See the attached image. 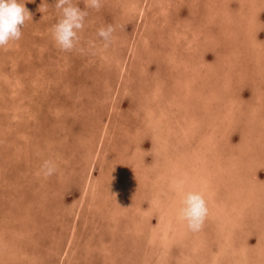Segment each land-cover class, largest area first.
<instances>
[{"label": "rangeland", "instance_id": "1", "mask_svg": "<svg viewBox=\"0 0 264 264\" xmlns=\"http://www.w3.org/2000/svg\"><path fill=\"white\" fill-rule=\"evenodd\" d=\"M238 1L103 0L88 9L82 50L62 51L55 0H24L21 37L0 47V264H247L264 251V149L247 154L264 142V1ZM111 23L105 47L96 32ZM163 139L178 148L160 150ZM201 140L213 157L207 181L184 191L201 192L208 214L197 232L168 215L178 228L156 235L160 206L180 207L182 174L204 162L188 153ZM46 158L56 171L43 177ZM234 201L236 215L226 213Z\"/></svg>", "mask_w": 264, "mask_h": 264}, {"label": "clouds", "instance_id": "2", "mask_svg": "<svg viewBox=\"0 0 264 264\" xmlns=\"http://www.w3.org/2000/svg\"><path fill=\"white\" fill-rule=\"evenodd\" d=\"M84 8L78 6L76 0H55V8L59 10V19L51 26L52 40L60 50H82L78 47L80 31L85 26L88 9L99 10L103 0H83ZM30 18V13L24 6V0H0V47L21 37V25ZM114 26L106 24L97 29V36L107 45L113 39ZM92 43V42H90ZM56 171L54 159L41 161L39 175L51 176ZM208 205L205 197L199 191H187L183 194L181 206L178 209L179 218L191 232L200 230L207 214Z\"/></svg>", "mask_w": 264, "mask_h": 264}, {"label": "bare ground", "instance_id": "3", "mask_svg": "<svg viewBox=\"0 0 264 264\" xmlns=\"http://www.w3.org/2000/svg\"><path fill=\"white\" fill-rule=\"evenodd\" d=\"M238 1V0H237ZM242 1V0H241ZM250 1V4H254V5H256V7H257V5H258V3L257 2H261V1H264V0H249ZM239 2V1H238ZM239 4V3H238ZM248 5V4H247ZM259 5H260V3H259ZM262 6V5H261ZM210 7V6H209ZM214 7H215V5H214ZM239 7V6H238ZM237 7V8H238ZM260 7V6H259ZM228 9H229V7H228ZM244 10V9H243ZM248 11H250V10H248ZM247 11V12H248ZM256 12V11H255ZM141 13H143V12H141ZM167 13V12H166ZM245 14V13H244ZM257 14V13H256ZM255 14V15H256ZM144 16V15H143ZM245 16V15H244ZM171 17V16H170ZM256 17V16H255ZM248 18H250V17H248ZM253 18V17H252ZM242 19V18H241ZM249 21H251V20H249ZM259 21V20H258ZM159 22V21H158ZM157 22V23H158ZM261 22V21H260ZM112 24V23H111ZM154 25V24H153ZM191 27V26H190ZM241 27V26H240ZM156 28V27H155ZM152 29V28H151ZM150 29V30H151ZM158 28H156V30H157ZM241 29V28H240ZM239 29V30H240ZM244 29V28H243ZM173 30H174V32H178V29H176V28H173ZM172 30V31H173ZM235 30V29H234ZM248 30H252V28L251 29H248ZM254 30L256 31V27H254ZM149 31V30H148ZM151 32H154V30L153 31H151ZM151 32H149V33H151ZM235 32H237V31H235ZM241 32V31H240ZM144 33H146V32H144ZM155 33V32H154ZM186 33V32H185ZM227 33V32H226ZM231 33V32H230ZM229 33V34H230ZM242 33V32H241ZM250 33V32H249ZM132 34V33H131ZM148 34V33H147ZM158 34V33H157ZM228 34V33H227ZM119 35V34H118ZM166 35V34H165ZM231 35V34H230ZM117 36V35H116ZM132 36V35H131ZM229 36V35H228ZM228 36L226 37V38H228ZM142 37V36H141ZM231 37H234V36H231ZM241 37H242V35H241ZM147 38V37H146ZM145 38V39H146ZM163 38V37H162ZM195 39H196V37H194ZM225 38V39H226ZM243 38V37H242ZM254 37H252V39H253ZM118 39V38H117ZM120 39V38H119ZM159 39V38H158ZM164 39V38H163ZM183 39V38H182ZM188 39H189V35H188ZM244 39V38H243ZM227 40V39H226ZM246 40V39H245ZM122 41V40H121ZM132 41V40H131ZM145 41H147L148 42V40L146 39ZM165 41V40H164ZM231 41V40H230ZM240 42V41H239ZM176 43V42H175ZM181 43V42H180ZM183 43H184V41H183ZM182 43V44H183ZM244 43V42H243ZM125 44V43H124ZM128 44V43H127ZM126 44V45H127ZM229 45V44H228ZM243 45V44H242ZM246 45V44H245ZM121 46V45H120ZM122 46H123V44H122ZM128 46V45H127ZM126 46V48H128ZM231 45H229V47H230ZM255 46V45H254ZM144 47H146V46H144ZM188 47V46H187ZM97 48V47H96ZM146 49H147V47H146ZM184 49V48H183ZM182 49V50H183ZM234 49V48H233ZM259 49H261V48H259ZM181 50V49H180ZM130 51V50H129ZM175 51H177V50H175ZM131 53V52H130ZM176 53V52H175ZM123 54H125L124 52H123ZM232 54V53H231ZM166 55V54H165ZM169 55H170V51H169ZM173 55H174V53H173ZM188 55V54H187ZM128 56V55H127ZM189 56V55H188ZM173 57V56H172ZM172 57H170V58H172ZM127 58H129V57H127ZM180 58V57H179ZM188 58V57H187ZM232 59V58H231ZM172 60V59H171ZM189 60H190V57H189ZM233 60V59H232ZM125 63V62H124ZM184 63V62H183ZM192 62H190V64H191ZM173 64V63H172ZM188 64V63H187ZM235 63H233L232 65H234ZM251 64V63H250ZM252 64H254V63H252ZM180 65V64H179ZM185 65V64H184ZM255 65V64H254ZM122 66V65H121ZM178 66V65H177ZM183 66V65H182ZM181 66V67H182ZM191 66V65H190ZM189 66V67H190ZM188 67V68H189ZM193 67V66H192ZM191 67V68H192ZM195 67V66H194ZM123 68V67H122ZM196 68V67H195ZM211 69V68H210ZM188 70V69H187ZM186 70V71H187ZM196 70V69H195ZM209 70V69H208ZM182 71V70H181ZM185 71V70H184ZM184 71H182V72H184ZM194 71V70H193ZM198 71V70H197ZM187 72H189V70L187 71ZM186 72V73H187ZM199 73V72H198ZM197 76V75H196ZM254 78V77H253ZM25 79V78H24ZM39 79V78H38ZM196 79V78H195ZM207 79V78H206ZM263 79V78H262ZM16 80V79H15ZM41 80V79H40ZM44 82V81H43ZM189 82V81H188ZM187 82V83H188ZM207 83H208V81H206ZM16 84V83H15ZM180 84V83H179ZM181 85V84H180ZM186 85V84H185ZM209 85V84H208ZM160 87V86H159ZM212 87V86H211ZM182 88V87H181ZM155 89V88H154ZM157 89V88H156ZM183 89H184V87H183ZM206 89V88H205ZM209 89V88H208ZM207 89V90H208ZM158 90V89H157ZM181 90V89H180ZM210 90V89H209ZM47 91H48V88H47ZM177 91V90H176ZM178 91H179V89H178ZM200 91H201V89H200ZM12 92V91H11ZM155 92V91H154ZM180 92V91H179ZM5 93V92H4ZM180 94V93H179ZM258 94V93H257ZM167 96H169V95H167ZM165 97V96H164ZM184 97H186V95H184ZM177 98V97H176ZM173 101V100H172ZM255 101H257V99L255 100ZM258 101H259V99H258ZM260 101H261V98H260ZM173 103V102H172ZM175 103H176V101H175ZM179 103V102H178ZM178 103H177V105H178ZM189 103V102H188ZM193 103H195V102H193ZM174 104V103H173ZM44 106V105H43ZM57 106V105H56ZM168 106V105H167ZM181 106V105H180ZM179 106V107H180ZM58 107V106H57ZM50 108V107H49ZM187 108H189V107H187ZM215 108V107H214ZM174 109V108H173ZM186 109V108H185ZM238 109V108H237ZM168 110V109H167ZM183 110V109H182ZM188 110V109H187ZM184 111V110H183ZM168 112V111H167ZM188 113V112H187ZM253 113V112H252ZM176 114V113H175ZM254 114V113H253ZM255 116L256 115H258L257 113L256 114H254ZM177 116V115H176ZM248 116V115H247ZM253 117V116H252ZM176 118V117H175ZM182 119V118H181ZM186 119H188V124H187V126H186V128L188 129V130H191V129H193L192 128V119H191V116L189 115L188 117H186ZM203 119V118H202ZM205 119V118H204ZM228 119L230 120L231 119V123L232 124H227V126H222V128L223 129H225V130H227V133H229L228 132V127L230 126V127H233L234 125H233V123L235 124V123H237V120H236V117L234 116V113L232 112V111H229V114L227 115V117H226V120H225V122L226 121H228ZM14 120V119H13ZM241 120H243V119H241ZM259 120V119H258ZM155 121L157 122V120L155 119ZM164 121V120H163ZM162 121V122H163ZM35 122V121H34ZM182 122H184V121H182ZM209 122V121H208ZM249 122V121H248ZM251 122V121H250ZM259 122V121H258ZM220 123V122H219ZM244 124H247V122H243ZM255 124V123H254ZM256 125H258V124H256ZM219 127H217V129L218 128H221V126L220 125H218ZM251 125H248V127H250ZM155 128H156V126H154ZM253 127V126H252ZM172 128V127H171ZM214 128V127H213ZM216 128V127H215ZM164 129H165V127H164ZM173 130V129H172ZM231 130V129H230ZM257 130V129H256ZM255 130V131H256ZM167 131H168V129H167ZM222 131V130H221ZM157 132V131H156ZM215 132V131H214ZM215 133H217L219 136H221V138L223 139L222 140V143L223 142H225V143H229L230 141H229V137L228 136H225V135H223L222 134V132H220L219 133V131H217L216 130V132ZM226 133V132H225ZM243 133L245 134V131H243ZM155 134V136H156V134H157V137H158V133H154ZM186 134V133H185ZM255 134V133H254ZM160 135V134H159ZM162 135V134H161ZM205 135V138H209V136H208V134L206 135V134H204ZM217 135V136H218ZM251 135V134H250ZM256 135H258V134H256ZM152 136V135H151ZM154 136V135H153ZM155 136L153 137V138H155ZM228 137V138H227ZM161 138H162V136H161ZM225 138H227V139H225ZM257 138V137H256ZM172 139V138H171ZM164 140V141H163ZM163 140H161V142H160V145H158L159 147V149L161 150V148H162V146L165 148V150L164 151H166V148L167 147H169V146H173L174 147V142L172 141V143H170V142H167V141H165L166 139H163ZM170 140V139H169ZM155 141V140H154ZM181 141V140H180ZM210 142V141H209ZM182 143V142H181ZM203 143H204V140H201V143H200V146H199V148H196V149H198V151H195V149L194 150H188V153L189 154H191V156H192V159H193V157H195L194 156V153H197L198 155H199V157L201 158V159H203L204 160V164L203 163H200V164H197L196 165V163H192V161H191V164L188 166V168H186V171H185V174H182V177L184 176L185 177V181L184 182H182L183 184L184 183H187V184H184L183 185V187L184 188H182V187H180V188H178V191L180 190V196H179V198H181V197H183V194L185 193V187H188V188H191L192 186L191 185H193V180H195V181H198V180H202L203 178L205 179L206 178V168L208 169V163H209V161H211V159H213V157L212 156H209L208 155V153H207V149L206 148H204V145H203ZM215 143H216V141H215ZM249 143H248V141H247V135L244 137V140L242 141V143H241V146H240V149L241 150H248V149H250L251 148V146L250 145H248ZM156 145V146H157ZM184 145V144H183ZM210 145H212V144H210ZM219 145H222V147L225 149V150H228L229 151V149L231 150V149H233L232 148V144L231 145H229V146H224L223 144H219ZM228 145V144H227ZM237 145H238V143H237ZM244 145H246V146H244ZM256 145V144H255ZM217 146H218V143H217ZM187 147V146H186ZM219 147V146H218ZM258 148H255L252 152H249V153H247V154H249L251 157L249 158V161H251V160H253V159H257V155L258 154H262V149H264V142H260L259 143V145L257 146ZM157 147H156V149H158ZM175 148V147H174ZM178 148V147H177ZM177 148H175V149H177ZM214 148H215V146H214ZM221 149V148H220ZM223 149V150H224ZM237 150V149H236ZM210 151V150H209ZM233 151V150H232ZM238 151V150H237ZM251 151V150H250ZM167 152V151H166ZM171 152V151H170ZM174 152V151H173ZM179 152V154H181V152L180 151H178ZM211 152V151H210ZM204 153H205V155H204ZM153 154V153H152ZM171 154V153H170ZM178 154V155H179ZM228 154V153H227ZM246 154V155H247ZM20 155V154H19ZM160 155V154H159ZM168 155V154H167ZM229 155V154H228ZM231 155H233V154H231ZM230 155V156H231ZM169 156V155H168ZM229 156V157H230ZM264 155L262 154L261 155V158L263 157ZM184 157V156H183ZM228 157V156H227ZM236 157V156H235ZM165 158V154L162 156V157H160L159 159H158V157H155V160H162V159H164ZM238 158V157H237ZM247 158H248V156H247ZM188 159H190V158H188ZM215 159V158H214ZM226 159V158H225ZM236 159V158H235ZM222 160V159H221ZM223 160H224V158H223ZM241 160V159H240ZM263 160V159H262ZM18 161V160H17ZM164 161V160H163ZM197 161H199V160H197ZM239 161V160H238ZM237 161V162H238ZM249 161H247V162H249ZM171 162H173V161H171ZM214 162V161H213ZM246 162V161H245ZM256 162V160H254L253 161V163H255ZM264 162V161H263ZM21 163V162H20ZM222 163V162H221ZM250 163V162H249ZM218 164V163H217ZM179 165V164H178ZM237 165V164H236ZM252 165V164H251ZM253 166H255L254 164H253ZM197 167V168H196ZM214 167V166H213ZM251 167V166H250ZM256 167V166H255ZM14 168V167H13ZM237 169H238V167H237ZM205 170V171H204ZM164 171V170H163ZM172 171V170H171ZM168 172V171H167ZM171 173V172H170ZM193 173V174H192ZM254 173H255V171H254ZM167 174V173H166ZM174 174V173H173ZM172 174V175H173ZM190 174H192V175H190ZM212 174V173H211ZM250 174H251V172H250ZM168 175V174H167ZM178 175V174H177ZM218 175V174H217ZM249 175V174H248ZM196 176H198V177H196ZM175 177V176H174ZM253 177V176H252ZM166 178V177H165ZM173 178V177H172ZM175 178H177V177H175ZM195 178V179H194ZM211 178V177H210ZM250 178V177H249ZM203 179V180H204ZM221 179V178H220ZM227 179V178H226ZM238 179V178H237ZM180 181V180H179ZM207 180L205 179V182H206ZM236 181H238V180H236ZM87 182V181H86ZM86 182H85V184H86ZM241 182H242V180H241ZM252 182V181H251ZM197 182H195V184H196ZM197 185V184H196ZM196 185H195V188H196ZM210 185V184H209ZM239 185H240V183H239ZM197 186H199V187H203V186H200V185H197ZM253 186V185H252ZM215 187H216V185H215ZM240 188H241V190H244L246 187H248L247 185L245 186V185H240L239 186ZM193 188V187H192ZM70 190V189H69ZM92 190V189H91ZM177 190V189H176ZM188 191L190 190V189H187ZM193 190V189H192ZM240 190V191H241ZM182 191V192H181ZM194 191V190H193ZM85 192V191H84ZM158 192V191H157ZM175 193V192H174ZM249 193V192H248ZM253 193V192H252ZM251 193V194H252ZM151 194V193H150ZM158 194V193H157ZM156 194V195H157ZM254 195V194H253ZM91 196V195H90ZM153 196H154V192H153ZM153 196H151V197H153ZM158 198L159 197H162V195L161 196H157ZM250 198V197H249ZM162 199H163V197H162ZM238 202H239V200H238V198H235ZM254 199V201L255 202H257V204H259L260 202H261V200H259L260 198H258V196H253L252 198H250L249 200H253ZM153 200V199H152ZM174 200H176V198L174 199ZM241 200V199H240ZM77 201V200H76ZM161 201V200H160ZM169 201H171V200H169ZM237 201H234V203L230 206V208L229 209H227L228 208V206H226V213H231V214H235L236 215V212H234V211H232V210H236V205H237ZM82 202V201H81ZM174 201H172V202H170L169 203V205L168 206H164V208H163V206L161 207L160 206V213H159V211H158V215H157V222L156 223H154L155 225H153L152 226V228H153V231L155 232V234L156 235H161V236H163V237H169L172 233H175V231H174V229L175 228H178V227H176L177 225H178V221H177V224H175V223H173V222H171L172 221V219H171V217H168V215H171V214H173V216L175 215V214H177V216H178V209L180 208L178 205H177V203H173ZM153 203V202H152ZM159 203V202H158ZM252 203V202H251ZM116 206H118V205H116ZM159 206V205H158ZM258 206V205H257ZM44 207V206H43ZM155 208V210H158V208H157V204H156V206H154ZM42 208V207H41ZM52 208V207H51ZM157 208V209H156ZM235 208V209H234ZM154 211V210H153ZM157 212V211H156ZM230 214V215H231ZM232 216H234V215H232ZM181 220V219H180ZM182 221V220H181ZM182 225V224H181ZM72 226V225H71ZM175 226V228H173ZM73 227V226H72ZM179 228L182 230V233H184V229H182V227H180L179 226ZM248 229V228H247ZM75 230V229H74ZM78 230V229H77ZM77 230H76V232H77ZM75 232V231H74ZM79 232V231H78ZM160 233V234H159ZM188 233V232H187ZM80 235V234H79ZM259 243H260V247H261V250H262V246H264V231H263V233H260V235H259ZM8 242V241H7ZM50 244V243H49ZM259 246H258V248H260ZM200 248V247H199ZM210 249V248H209ZM248 249V247L247 246H245V248H244V250H247ZM242 250V249H241ZM63 251V250H62ZM61 251V252H62ZM254 251H255V253H256V257H254V258H252V259H250V261H248L247 262V264H261L260 263V260L262 259V258H264V251H261V253L259 252V253H257V251H258V249H254ZM101 253V252H100ZM14 254V253H13ZM143 255H145V254H143ZM244 255H245V253H244ZM243 255V256H244ZM13 256V255H12ZM93 257V256H92ZM188 257V256H187ZM57 258V257H56ZM91 257H89V259H90ZM244 258H245V256H244ZM49 259V258H48ZM61 259V258H60ZM258 259H260V260H258ZM56 260V259H55ZM58 260V259H57ZM57 260H56V262H57ZM252 260V261H251ZM15 261V260H14ZM23 261V260H22ZM54 263H55V261H53ZM80 262V261H79ZM255 262V263H254ZM246 263V262H245ZM244 263V264H245ZM11 264V263H10ZM40 264V263H39ZM55 264H57V263H55ZM63 264V263H62ZM97 264V263H96ZM186 264H188V263H186Z\"/></svg>", "mask_w": 264, "mask_h": 264}]
</instances>
